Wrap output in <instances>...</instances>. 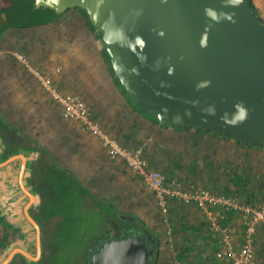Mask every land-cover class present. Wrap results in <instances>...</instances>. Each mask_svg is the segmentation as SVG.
Wrapping results in <instances>:
<instances>
[{
    "label": "crops",
    "instance_id": "1",
    "mask_svg": "<svg viewBox=\"0 0 264 264\" xmlns=\"http://www.w3.org/2000/svg\"><path fill=\"white\" fill-rule=\"evenodd\" d=\"M253 1L260 14L264 16V0ZM63 41L65 40H60L61 46L65 45ZM98 41L94 42V45L100 51L102 41ZM52 47L57 52V46L54 43H52ZM50 51H52V48ZM66 78L68 80V76ZM69 79L73 80L72 76ZM66 85L64 83L63 87ZM54 88L60 93L63 92L55 82ZM28 93L30 94L29 102L38 104V98L40 99L41 94L45 92L43 89L37 91L38 98L31 97L34 90L29 89ZM120 93L123 95L121 89ZM23 98L20 96V99ZM54 102L58 104L56 100ZM40 103L42 104V102ZM110 105V101H105L104 92L100 97L96 96L95 108L101 110L98 109L102 121L107 117L104 121V132L118 140L122 146L131 150L145 144V154L151 166L170 176L168 178H181L187 187H218V185H213L212 182L218 181L220 188L232 185L236 189L242 188L248 191L251 196L253 194L257 195L261 187L264 189V164L262 163L264 161V150L247 148L238 143L236 139L203 134L195 128L181 131L164 128L160 124L151 122L130 104L137 122L128 124L122 118L123 116L118 113L107 112L108 115L104 116V110H109ZM40 106L42 105L39 104L38 107ZM20 107L23 106L20 105ZM47 107L49 110L53 107L59 108L51 100L43 106L44 109H47ZM55 112L54 108L51 113ZM56 119L57 117L52 118L48 115L45 117L36 115L33 125L37 126L38 129L35 131V135L32 136L27 131L18 128L48 151L56 164L55 169L60 170L67 181L68 179L72 180L70 184L78 199L74 195L64 193V187L55 190L51 189V186L47 187L38 182L36 189L30 183L32 178L30 167L39 159L38 152L20 151L7 160L0 159V207L3 209L4 214L11 216L12 221L25 237L24 242L15 243L9 252L12 254L17 249H22L33 258H38V260L31 259L18 252L13 260L21 256L31 263H39L43 258L46 247H48L45 228L49 236H53L52 231L54 229L62 232L65 230H79L78 227L84 220L85 207L82 206H87L84 199L86 194L85 191L81 190V186L92 194L86 195L88 199L89 196H92V198L97 197L102 203L101 208L107 214L106 218L108 220L113 218L110 211H113V219L115 220V215L120 210L123 213L120 212L121 216L132 218L127 219V221L144 222L159 239V257H161L163 245L160 237L163 234H159V232L163 229L158 222L160 220V217H158L160 209L154 193L147 188L138 175L127 168L121 158L113 155L103 145L102 141L90 134L82 127L83 125L74 124L76 127L74 131L67 128L62 131V129H58L59 127L48 128L47 121L54 126L57 125L58 119ZM12 123L14 124V122ZM38 133H40L39 136ZM0 149L1 158L4 151L2 143H0ZM9 159L12 160L9 161ZM95 189H98L99 192L94 191ZM101 189L103 191H100ZM125 197L128 199L125 200ZM118 198L120 204L123 203L121 208H117L116 204L111 201V199ZM111 204L115 205V208ZM208 211L209 214L195 204H184L175 200L171 203V210L167 217L168 223L164 222L165 219L161 215L166 235L170 236L171 246L176 256L174 258L175 264H182L178 257V247H180L181 253L186 252L190 256L188 264H209L212 252L215 253L214 259H220L217 257V252L221 250L222 235L213 230V224H217L220 228L229 229L234 253L241 249L244 243L242 216L220 206H209ZM28 215L33 218L40 228L42 244L40 254L37 246L38 232ZM48 216L49 221L47 220ZM158 225H160L159 230L156 228ZM114 227L116 228V225ZM115 228L114 231H116ZM169 229L171 230L170 233L168 232ZM111 234H113L112 230ZM150 234L152 235V233ZM172 235L177 236L178 240L173 242ZM216 235L219 236L218 241L215 239ZM187 236L195 238V242H192L189 238L183 239ZM94 252L96 251H90L86 260H89L91 253ZM233 260L231 257H225L221 258L217 264H234ZM256 261L258 264H264V242H262V238L260 240V232L257 239ZM2 262L1 260L0 263Z\"/></svg>",
    "mask_w": 264,
    "mask_h": 264
},
{
    "label": "water",
    "instance_id": "2",
    "mask_svg": "<svg viewBox=\"0 0 264 264\" xmlns=\"http://www.w3.org/2000/svg\"><path fill=\"white\" fill-rule=\"evenodd\" d=\"M35 5L58 15L84 10L102 34L126 96L160 124L264 147V25L247 0H35ZM28 218L37 229L40 254V228ZM18 252L38 260L17 249L0 264H10ZM154 256L155 248L130 234L104 242L90 264H150Z\"/></svg>",
    "mask_w": 264,
    "mask_h": 264
},
{
    "label": "rangeland",
    "instance_id": "3",
    "mask_svg": "<svg viewBox=\"0 0 264 264\" xmlns=\"http://www.w3.org/2000/svg\"><path fill=\"white\" fill-rule=\"evenodd\" d=\"M30 14L32 17H35V13L30 12ZM262 17L264 18V16ZM23 18L21 20L24 22L30 19L27 16ZM60 40H65L63 41L65 45H62L64 47L60 45ZM98 40L97 34L88 26L85 14L76 8L64 13L56 22L51 24L29 29L15 28L10 30L0 44V111L3 116L10 122H14L23 131H27L30 136L35 135V131L38 129L37 126L33 125L36 115L40 117H45L46 115L52 118L57 117V125H50L47 121L48 128L59 127L58 129H62V131H65V128L74 131L76 128L74 124H81L79 121L64 118L62 106L58 105L59 103L57 101L58 104L54 102L55 99L45 90L36 77L35 72H40L51 78L53 87L54 82L58 84L63 90L62 95L69 96L76 94L84 98L89 104L95 120L102 126L103 131L105 129L104 121H106L107 117L102 121L101 110L98 108L99 111L94 106L96 96L98 95L100 97L102 92H104L105 101L111 102L109 110H104V116H107L109 112L118 113L123 116L122 118L128 124L137 122L132 107L127 103L124 95L120 93V89L110 73L103 55L102 43L100 45L102 47L100 51L94 45V42L96 43ZM52 43L57 46V52L55 51L56 49H53ZM51 48L52 51H50ZM19 55L26 59V63L18 59ZM67 76L68 80H66ZM71 76L73 80L69 79ZM64 83L67 84L65 87H63ZM29 89L34 90L33 96H31L32 98H38L37 91L44 90V94L40 93L41 98H38V104L29 102ZM20 96L24 98L20 99ZM50 100L59 108L53 107L49 110L47 107V109H44L43 106L48 104ZM39 104L42 106L38 107ZM20 105L23 107H20ZM54 108L56 112L51 113ZM59 111H61L60 114ZM33 115L34 117H32ZM39 135L40 133H38ZM262 163L264 164V161ZM166 176L170 177L168 175ZM212 182L213 185H218V187L214 186L209 188L210 190L221 191L226 188H232L230 190L237 193L244 202H248L252 198L254 203L257 202V204H260L264 202V189L262 187L259 189L260 192L257 195L253 194V197L248 191L242 188L236 189L232 185L220 188L218 181ZM212 182L209 181L210 184ZM94 191L99 192L98 189ZM100 191H103V189ZM124 199L127 200L128 198L125 197ZM111 201L116 204L117 208L123 206V203L120 204L119 198L115 200L111 199ZM86 203L87 206H82L83 208L85 207L83 212L84 220L78 227V231L65 230L62 232L54 229L52 231L53 236H49L45 228L47 244L52 247L55 253V257L53 255L54 259L53 257L50 258L52 264H84L88 253L96 250L99 244H103L105 239L111 234V230L113 234L116 233L114 226H117V222L122 218L120 215L121 211L119 210L117 213L114 211L116 213L115 220L113 219V211H110L113 218H109L111 220H108L106 218L107 214L101 208L102 203L97 197L92 198V196H89L85 205ZM158 217H160L158 222L163 229V231L159 232V234H163L160 237L163 246L161 248L162 256L159 257L160 259L157 264H175L174 258L176 256L171 246L170 236L166 235L161 213ZM47 220L49 221V216ZM156 228L159 230L160 225ZM172 237L173 242L174 240H178L177 236L172 235ZM185 238H189L192 242H195V238L192 236H187L183 239ZM261 238L262 242H264V228L260 231V240ZM215 239L218 241L219 236L216 235ZM177 249L179 250V256H182L185 264H188L187 262L190 256L186 252L181 253L180 247ZM214 254L212 252V258H209V264H217L220 262V259H214Z\"/></svg>",
    "mask_w": 264,
    "mask_h": 264
},
{
    "label": "trees",
    "instance_id": "4",
    "mask_svg": "<svg viewBox=\"0 0 264 264\" xmlns=\"http://www.w3.org/2000/svg\"><path fill=\"white\" fill-rule=\"evenodd\" d=\"M249 3L253 13L257 17L260 23L264 25V18L261 16L259 9L255 5L253 0H247ZM34 9V12H33ZM82 13L86 16V21L88 26L91 28L93 32L97 34V37L99 40L102 41V34L97 32L95 28L92 26L87 13L80 9ZM70 11V10H68ZM67 11V12H68ZM30 12L35 13V17H32ZM44 14V15H43ZM47 14V15H46ZM46 15V16H45ZM55 13V11L45 8V7H36L35 6V0H0V44L5 35L12 29H29L37 26H44L51 24L53 22H56L61 16ZM27 16L31 19V21L25 20L27 22L22 21L21 19H24L23 17ZM103 55L104 58L108 64V68L110 70L111 75L113 76L116 85L121 89V92L123 93L124 97L127 99L128 103L139 113H141L143 116L148 118L151 122H154L156 124H160L157 120L154 118L148 116L144 111H142L138 106H136L127 96L125 91L121 88L117 78L115 77V74L111 67V61L107 54V52L103 48ZM162 125L164 128H172L167 125ZM175 130H190V127H180V128H173ZM197 131L208 134L212 136H216L219 138H228V139H234L230 136H223L212 132H207L202 129H197ZM241 145L252 148V149H261L264 150V147L260 146H251L246 145L242 143L239 140H236ZM0 143L4 146V151L1 155V160H7L8 158L12 157L14 154L16 155L20 151L25 152H38L39 153V159L34 162L32 167H30L32 172V178L30 180V183L35 186L37 189V183L41 182L44 185L51 186V189L58 190L57 188L64 187L63 191L64 193H69L67 195H74L77 196L74 192L75 190L72 188V185L70 182L71 179L68 181L66 180V177L61 174L60 170H56V164L53 161L51 155L48 153L47 150H45L41 145H39L36 141H34L30 136L25 134L22 130H20L15 124L7 120L3 114L0 111ZM146 150V148H145ZM146 156V154H145ZM147 157V156H146ZM148 158V157H147ZM208 188V187H206ZM209 189V188H208ZM232 188H226L224 190H221L217 193L221 195H233L236 197L240 196L237 193H234ZM81 190L85 191L86 195H92L90 194V191L87 189H84L81 186ZM214 191V190H212ZM66 195V194H65ZM85 195V202L88 201V198ZM78 199V197H76ZM79 199H81L79 197ZM253 199V198H252ZM248 200L249 204L259 205L257 202H253L254 200ZM264 202L260 203L263 204ZM113 208H115V205H111ZM116 226V233L110 234L107 239H105L104 242L116 238H127L130 235V231L133 230L134 232H137L139 234H143L144 231H147L148 233H152V236L156 238V246H155V256L150 261V264H157L159 261V248H160V242L157 236L148 228V226L142 222L139 221L138 223L126 221V220H119L117 222ZM25 237L22 235L20 229L17 228L15 223L12 221L11 216L9 214H4L3 209L0 207V261H4L5 258L9 254V250L11 247L18 242H24ZM102 244H99L98 248L95 250L96 252L100 248ZM91 253V257L89 260H86L85 264H90L91 259L93 255L96 253ZM55 257L54 250L52 247L48 244V247H46L44 255L42 260L39 263H31L25 258L18 256L16 257L10 264H52L51 257ZM53 257V259H54ZM179 260L182 264H185V261L183 260L182 256H178Z\"/></svg>",
    "mask_w": 264,
    "mask_h": 264
},
{
    "label": "built area",
    "instance_id": "5",
    "mask_svg": "<svg viewBox=\"0 0 264 264\" xmlns=\"http://www.w3.org/2000/svg\"><path fill=\"white\" fill-rule=\"evenodd\" d=\"M18 59L26 63L23 56L19 55ZM35 75L45 90L62 106L64 118L79 121L87 131L100 139L113 155L121 158L130 171L143 180L147 188L154 193L165 223H168L171 203L175 200L184 204H195L207 214H209V206H220L239 214L243 218L244 243L237 253H234L229 229L220 228L217 224L212 225L213 230L222 235L221 250L217 252V257L220 259L231 257L234 259V264H258L256 247L259 232L264 228V203L249 204L239 197L221 195L203 186L187 187L178 177L168 178L163 172L151 167L145 156V144L134 150L122 146L118 140L102 130L89 104L83 98L77 95L64 96L53 87L50 77L40 72H35ZM168 232L170 233L171 230L169 229Z\"/></svg>",
    "mask_w": 264,
    "mask_h": 264
},
{
    "label": "flooded vegetation",
    "instance_id": "6",
    "mask_svg": "<svg viewBox=\"0 0 264 264\" xmlns=\"http://www.w3.org/2000/svg\"><path fill=\"white\" fill-rule=\"evenodd\" d=\"M123 220H126L127 219H124V217L122 216ZM131 235H136L137 237H140L141 239H143L144 241H146V244L148 246V248H155L156 244H153L152 240L149 238L150 236V233H148L147 231H144L143 234H139L137 232H134L133 230H131L129 232ZM101 247V246H100ZM100 249V248H99ZM98 249V251H99Z\"/></svg>",
    "mask_w": 264,
    "mask_h": 264
}]
</instances>
